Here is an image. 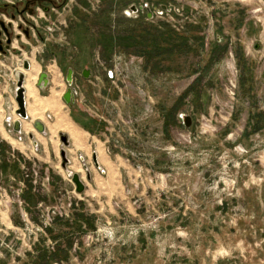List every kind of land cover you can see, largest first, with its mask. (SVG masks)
Listing matches in <instances>:
<instances>
[{
	"label": "rangeland",
	"instance_id": "1",
	"mask_svg": "<svg viewBox=\"0 0 264 264\" xmlns=\"http://www.w3.org/2000/svg\"><path fill=\"white\" fill-rule=\"evenodd\" d=\"M18 19L0 89L58 67L102 168L87 151L88 181L72 139L77 193L59 134L38 160L2 138L15 99L0 111V264H264V0H66Z\"/></svg>",
	"mask_w": 264,
	"mask_h": 264
},
{
	"label": "crops",
	"instance_id": "2",
	"mask_svg": "<svg viewBox=\"0 0 264 264\" xmlns=\"http://www.w3.org/2000/svg\"><path fill=\"white\" fill-rule=\"evenodd\" d=\"M32 35H34V32H32ZM19 41L22 42V39L16 38L12 41L11 45L6 49L7 55L0 53V67L4 66L5 68H9L16 64L15 58H17V55L13 54L11 51L15 50L16 45L19 43ZM29 62H30V69H32L31 59H29ZM36 64H37L36 65L37 70L35 71L32 77L34 81L31 89V93L28 92L26 88V82H24V87H25L24 98H25V109H26L27 118L22 119L18 117L13 119V123L16 120L20 121V132H16L13 130V124L8 129L3 128L5 133V135L2 136L3 140H5V142H8L9 144H13V145L15 144L19 148L23 149L25 153L35 156V158H37L38 160L45 161L47 158L46 152H47L48 135L51 134V131L57 134L64 133L68 136V140L70 142L69 147L66 149L67 156H68V149L72 146L74 141L77 144L76 149L78 150V155L82 160V165L86 166L85 165V163H87L86 152L89 151L92 160H93V155H96L99 168H97L96 166L95 168L97 170L101 169L102 167H101L100 155H99L101 150L98 148L97 144L94 143L93 140L88 139L89 136L86 134V132H84L81 129V127L77 122H75L74 120H68L66 117H64L65 110L61 100V96L63 93L61 87V79H62L61 70L58 67H55L57 68L56 71V69H54V66L52 64L50 66L45 65V72L48 75V85L46 87H39L37 82L38 76L41 73V71H43L44 66L38 63ZM6 74L7 73H5V75ZM6 78L8 77L6 76ZM0 98H1L0 111H6L7 109H10V107L11 109L15 108L14 84H12L9 81L7 82L6 80V84L3 86V88L1 87L0 89ZM49 99H51V101ZM56 107L60 109L58 110ZM61 112L63 113V115ZM57 116H59V118H56ZM66 119L67 121H65ZM8 121L7 124L9 125ZM34 121H41L44 124L45 126L44 133H39L35 130V128L33 127ZM63 122L66 124H64ZM66 125L68 128L66 127ZM58 149L60 152L59 147ZM87 169L89 174H91L90 169L88 167Z\"/></svg>",
	"mask_w": 264,
	"mask_h": 264
},
{
	"label": "water",
	"instance_id": "3",
	"mask_svg": "<svg viewBox=\"0 0 264 264\" xmlns=\"http://www.w3.org/2000/svg\"><path fill=\"white\" fill-rule=\"evenodd\" d=\"M146 8L148 9V16L147 17L148 18L152 17V12L150 11V8L148 6ZM162 9H166V6L162 5ZM0 25L4 28V22H0ZM7 37H8V39L5 41L6 48H8L12 43L9 35ZM4 51H5V49L3 48V42L0 38V53H2ZM23 69L26 71H28L30 69V63L27 60L23 61ZM82 75L86 78L89 76L87 70H83ZM65 78H66V83L68 85V89L63 94V100L66 102V104L69 107H72L73 103H74V94L76 92V90L72 87V84H73V81H72L73 80V70L72 69L69 68L67 70ZM24 80H25L24 73H22V72L18 73L14 99L17 103L16 113L22 119L27 118L26 109H25V98H24V94H25ZM37 82H38L39 87H46L48 85L47 73L41 72L38 76ZM180 118H181L182 123L184 124L185 127L189 128L192 125V118L189 115L182 114L180 116ZM33 127L39 133L45 132V126L41 121H34ZM13 130L16 132H20V121L19 120H16L14 122ZM59 139H60V142L62 143V147L60 149L61 167L65 171L67 176L71 178V181L73 182V184L75 186L76 192L80 194V193L84 192L85 184L82 181L80 174H78L76 172H72L70 169H68V166L70 164V160H69V158L67 156V152H66V148L69 147V145H70V142L68 140V136L64 133H59ZM93 163L97 168H99L98 162L96 159V155H93ZM83 167L86 171V179L89 181L91 179V177H90V174L88 172V169L86 166H83Z\"/></svg>",
	"mask_w": 264,
	"mask_h": 264
},
{
	"label": "flooded vegetation",
	"instance_id": "4",
	"mask_svg": "<svg viewBox=\"0 0 264 264\" xmlns=\"http://www.w3.org/2000/svg\"><path fill=\"white\" fill-rule=\"evenodd\" d=\"M63 1L66 0H62L59 4L56 3V0H12L9 3L0 2V22H4V28L0 25V38L3 42V48L7 49L5 46L6 45L5 41L8 39L7 37L8 35L11 38V41L13 40L11 34L9 33V28H11L12 30L15 29L14 26L18 29L22 28V25L18 24V21L21 22L22 20L18 19V17L28 16L31 18L33 15H37L39 11H43L44 13L50 10L54 11L55 7L61 5ZM146 5L130 3L128 5V9L126 10V12L134 13L137 14L138 16L140 14L145 13L148 16V9L146 8L148 5L147 6ZM7 9L11 10V12H9V16H10L9 19H7L4 12V10ZM160 9H162V6L152 7L150 8V11L152 12V14H154L156 13V11ZM6 20L8 21L9 26L5 24ZM15 20L17 21L16 24L13 23V21ZM27 21L29 22V25L26 26L27 28L23 29L25 35L29 33L27 29H32L33 31H35L37 28V25L33 23L34 22L33 20H32L33 22L32 21L30 22L29 20Z\"/></svg>",
	"mask_w": 264,
	"mask_h": 264
},
{
	"label": "bare ground",
	"instance_id": "5",
	"mask_svg": "<svg viewBox=\"0 0 264 264\" xmlns=\"http://www.w3.org/2000/svg\"><path fill=\"white\" fill-rule=\"evenodd\" d=\"M55 96V95H54ZM52 97V96H51ZM50 101H51V99H49ZM52 102H53V100H52ZM51 103V102H50ZM53 104V103H52ZM49 106H50V104H49ZM53 106V105H52ZM54 108V107H53ZM57 108V107H56ZM58 110L60 109V108H57ZM56 110V109H55ZM58 112V111H57ZM62 113V112H61ZM62 115H63V113H62ZM66 115L64 114V117H65ZM56 118H59V116H57ZM69 120V119H68ZM65 121H67V119L65 120ZM69 122H71V121H69ZM57 123V122H56ZM61 123H62V120H61ZM64 123V122H63ZM64 124H66V123H64ZM63 124V125H64ZM62 125V124H61ZM60 125V126H61ZM69 126V125H68ZM72 126V125H71ZM66 127H67V125H66ZM65 127V128H66ZM64 128V127H63ZM68 128V127H67ZM72 129V128H71ZM74 129V128H73ZM68 130V129H67ZM72 131V130H71ZM74 133V132H73ZM75 135V134H74ZM77 136V135H76ZM69 169V168H68ZM7 218H6V216H5V214L2 216V221L4 222L5 220H6ZM1 221V220H0ZM5 224H7V225H9V222H7V221H5Z\"/></svg>",
	"mask_w": 264,
	"mask_h": 264
},
{
	"label": "built area",
	"instance_id": "6",
	"mask_svg": "<svg viewBox=\"0 0 264 264\" xmlns=\"http://www.w3.org/2000/svg\"><path fill=\"white\" fill-rule=\"evenodd\" d=\"M12 0H0V2H3V3H9V2H11ZM22 63V62H21ZM20 63V64H21ZM15 70V69H14ZM9 122V125L10 124H12L10 121H8Z\"/></svg>",
	"mask_w": 264,
	"mask_h": 264
}]
</instances>
